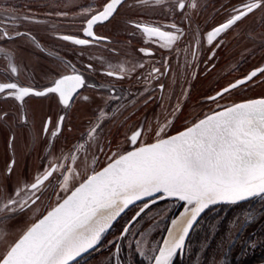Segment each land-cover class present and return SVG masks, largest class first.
Segmentation results:
<instances>
[{
  "label": "flooded vegetation",
  "instance_id": "af4514ba",
  "mask_svg": "<svg viewBox=\"0 0 264 264\" xmlns=\"http://www.w3.org/2000/svg\"><path fill=\"white\" fill-rule=\"evenodd\" d=\"M107 2L0 0V84L16 83L42 92L61 76L78 74L84 79L67 105L55 93L18 100L9 94L13 90L0 92V136L6 135L9 155L4 175H13L18 166L19 180L9 186L35 192L25 208L38 200L49 204L67 173L90 171L89 157H98L102 145L122 140L131 147L129 138L137 130L142 136L135 145L153 141L161 128L164 137L209 112L264 96V71H260L264 70V7L254 9L211 43L207 39L209 32L253 0H183V9L178 0H122L108 20L93 26L94 35L103 39L87 37L83 32L87 19ZM138 24L173 32L178 39L164 46ZM64 36L91 42L78 45ZM254 71L256 75L246 79ZM207 75L213 76L208 88L203 86ZM240 80L245 82L229 88ZM225 88L229 91L223 92ZM164 117L166 127L160 124ZM148 136L152 139L144 141ZM17 142H27L31 152L42 146V167L35 169L27 162L21 167ZM58 149L61 152L56 153ZM50 169L52 175L38 189H31L37 177ZM146 198L129 206L90 254L71 263L86 264L103 256L108 264H152L160 245L149 257L141 254L137 250L141 230L134 231L154 208L145 207L151 197ZM177 207L174 204L159 217L160 239ZM219 248L221 264H264V195L208 206L171 264H207Z\"/></svg>",
  "mask_w": 264,
  "mask_h": 264
},
{
  "label": "snow or ice",
  "instance_id": "6c2138e0",
  "mask_svg": "<svg viewBox=\"0 0 264 264\" xmlns=\"http://www.w3.org/2000/svg\"><path fill=\"white\" fill-rule=\"evenodd\" d=\"M121 2L108 0L101 11L87 19L84 34L96 40L103 39L94 35L93 26L108 20ZM156 2L160 3L161 0ZM192 6L195 7V4ZM178 7H185L183 0H178ZM242 7L244 10H236V15L208 33L209 43L254 9L264 7V0H253ZM136 27L142 28L150 39L159 38L164 46L178 39L175 33L162 31L159 27L139 24ZM63 39L74 40L78 45L91 42L72 36H64ZM12 71L16 69L13 67ZM255 75L254 71L246 79ZM244 82L237 81L229 88ZM83 84L81 75H65L54 80L52 86L42 92L18 87L16 83L0 84V92L13 90L9 94L18 100H23L29 94L43 96L55 93L67 105L72 94ZM229 88L223 89V92H228ZM219 95L221 93H217ZM210 99L214 100L215 97ZM163 131L161 128L156 133L158 138L155 142L140 144L112 159L101 171H94L87 176L70 195L58 202L43 218L27 227L0 254V264H71L77 256L100 241L102 233L129 204L156 193L178 197L192 206L186 209L189 216L184 225L177 229L178 234L169 229V237L154 257V264H171L193 221L209 205L221 200L235 203L248 197L264 195V98L222 107L176 135L161 137ZM141 136L142 132L137 130L129 139L135 145ZM51 175L52 172L48 171L42 177H37L31 189H38ZM69 179L68 176L64 177L63 187H67ZM25 203L20 202L21 210ZM14 204L17 201L9 199L4 208ZM172 223L175 226L178 221L173 220Z\"/></svg>",
  "mask_w": 264,
  "mask_h": 264
},
{
  "label": "rangeland",
  "instance_id": "374dc122",
  "mask_svg": "<svg viewBox=\"0 0 264 264\" xmlns=\"http://www.w3.org/2000/svg\"><path fill=\"white\" fill-rule=\"evenodd\" d=\"M220 76L224 73H220ZM212 75H207V79L205 83H203L204 87H209L211 84ZM257 93V92H255ZM197 96V95H196ZM195 102L197 100L195 99ZM155 119V118H154ZM152 119V121L154 120ZM160 117H157L155 121H159ZM151 121V120H150ZM166 119L164 117V120L160 124L162 126L166 127L165 123ZM156 124V123H155ZM184 125L180 124L178 128L182 127ZM4 136L6 137L5 133ZM3 138V147L0 145V209H3L0 211V236L3 238L0 239V254H3L7 247L13 243L16 238L24 231V229L29 226L37 217H39L43 212H45L49 207H51L54 203H56L67 191L76 183L81 181L83 178H85L89 173L97 170L99 167H101L105 162L112 159L116 155L120 154L124 150H126L129 146V144L122 140H116L114 141L113 146H104L102 145L101 148H105L104 153L103 149H101V154L96 157L90 155L89 157V168L90 171H74L67 173L65 176L70 177V179L67 182V187H63L65 181L64 177L62 179L61 184L58 186V188L55 189L52 195L51 202L49 204H44L42 201L38 200L35 204H32L31 206L25 208V204L23 209H20V202H27V200L32 196L35 192H28L27 188H20V187H11L9 186L10 182L14 181L13 175L8 174L7 176L4 175V167L6 164V161L8 159V153H7V147H6V138ZM152 137H157L155 136ZM152 137L148 136L147 139H144V141L151 140ZM20 151H21V167L24 166V162H27L29 167H34L35 169H39L42 167V163L39 160V155L41 156L43 147L36 145L34 152L27 151V142H23L20 144ZM101 145H99L100 147ZM61 152V149L56 150ZM36 153V155L34 154ZM33 154V155H32ZM32 155V156H31ZM57 156H52V158ZM22 169V168H20ZM34 170V169H33ZM4 177V178H3ZM18 193V194H17ZM154 196H150L151 199L148 201V206H153L154 208L150 211L149 215L147 216V219L141 223H138L137 227L134 228V231L136 232L137 229L141 230V236L137 245V250L140 253H143V255H149L152 254V251L160 245L165 237V234L163 235L162 239H160L159 229L161 224H159V220L161 218V215L164 214V216L167 214L166 211L171 210V208L174 207V204L178 205L177 211L173 214V217H170L167 222V228L166 232L172 222V220L181 212L182 209L185 207V203L177 198L173 197H167L163 196L162 193L160 194H153ZM12 199L17 201V204L11 205L10 208H4V205L8 203V200ZM147 199L142 198L137 202L143 201ZM135 202V203H137ZM134 203V204H135ZM133 205V204H132ZM213 205V204H212ZM11 209H15L14 211ZM219 210V209H218ZM42 212V213H41ZM41 213V214H40ZM40 214V215H39ZM165 221V220H164ZM159 224V225H158ZM163 224V223H162ZM141 225V226H140ZM165 226V224H164ZM134 232V233H135ZM103 234V233H102ZM188 243V242H187ZM179 249L181 251L184 248V245ZM84 252L82 255H80L76 260L72 261L78 262L77 260L81 259V256H85V254L88 252ZM151 251V252H150ZM222 252L224 249L221 250ZM87 254H90L89 252ZM175 257V256H174ZM174 257L171 260V263L174 259ZM221 260L223 261V258L221 257L220 248L219 250L214 254L212 258H209V262L207 264H221ZM71 263V264H73ZM86 264H108L106 261H103V256L90 259L86 262Z\"/></svg>",
  "mask_w": 264,
  "mask_h": 264
},
{
  "label": "water",
  "instance_id": "95a60500",
  "mask_svg": "<svg viewBox=\"0 0 264 264\" xmlns=\"http://www.w3.org/2000/svg\"><path fill=\"white\" fill-rule=\"evenodd\" d=\"M98 13V12H97ZM257 98H264V96H262V97H255V98H251V99H257ZM246 100H249V99H246ZM246 100H243V101H246ZM243 101H239V102H237V103H241V102H243ZM234 104H236V103H234ZM230 106V105H229ZM227 107V106H226ZM219 110H221V108L220 109H217V110H214V111H219ZM214 111H212V112H209V113H207L206 115H210V114H212ZM206 115H204L203 117H201L200 119H203ZM200 119H198V120H200ZM197 120V121H198ZM197 121H195V122H197ZM194 122V123H195ZM193 124V123H192ZM192 124H190V125H187V126H185L184 128H182V129H180V130H178V131H176V132H174V133H172V134H170V135H167V136H172V135H176L178 132H180V131H183L185 128H187V127H190ZM165 137V136H164ZM153 142H155V140H153V141H149V142H145V143H142V144H149V143H153ZM138 146H140V144L139 145H133L132 143H131V147L129 148V149H127V150H125V151H123V152H121L120 154H118V155H116L115 157H113L112 159H114V158H117L119 155H121V154H124L125 152H127V151H131V150H133L135 147H138ZM112 159H110V160H108L107 162H105L101 167H99L97 170H95L96 172H99V171H101L104 167H106L107 166V164L112 160ZM50 171H52V169H50ZM94 172V171H93ZM93 172H91V173H89L87 176H89V175H91ZM87 176L85 177V178H83L81 181H79L77 184H75L73 187H71L68 191H67V193H65L56 203H54L51 207H49L45 212H43L39 217H37L31 224H33V223H35V222H37L39 219H41V218H43V216L44 215H46L47 214V212L48 211H50L53 207H55L56 206V204L58 203V202H60L62 199H64V198H66L68 195H70L71 194V191L72 190H74V188L75 187H77V186H79V184L80 183H82L83 182V180L84 179H86L87 178ZM157 194V193H156ZM253 197H255V196H253ZM142 198H145V197H142ZM141 198V199H142ZM173 198H177V199H179L178 197H173ZM250 198H252V197H248V198H246V199H250ZM246 199H243V200H246ZM140 200V199H139ZM139 200H136V201H134L133 203H131V204H129L128 205V207L129 206H131L132 204H134L135 202H137V201H139ZM180 200V199H179ZM243 200H238V201H236V202H240V201H243ZM182 201V200H181ZM184 203H185V207H186V209H189V208H191L192 206L191 205H188L187 204V202L186 201H183ZM216 203H233V202H230V201H224V200H221V201H217ZM215 203V204H216ZM212 205V204H211ZM210 206V205H209ZM127 207V208H128ZM127 208H125L123 211H125ZM206 209V208H205ZM204 209V210H205ZM203 210V211H204ZM202 211V212H203ZM202 212L196 217V220L195 221H193V223H192V226L189 228V230H188V233H187V235L185 236V239H184V243H185V241H186V239H187V236H188V234H189V232H190V230H191V228L193 227V225L195 224V222L197 221V219L199 218V216L202 214ZM173 221V220H172ZM172 223V222H171ZM30 224V225H31ZM29 225V226H30ZM29 226H27V227H29ZM170 226H171V224H170ZM170 226H169V228H170ZM26 227V228H27ZM26 228L24 229V230H26ZM169 228H168V230H169ZM168 230H167V232H166V234H165V237H164V239H163V241H162V243H161V246H163V242H164V240L166 239V237H167V233H168ZM23 233V232H22ZM21 233V234H22ZM20 234V235H21ZM19 235V236H20ZM19 236H18V238H19ZM18 238H16V239H18ZM183 243V244H184ZM160 246V247H161ZM183 246V245H182ZM179 250V249H178ZM177 250V251H178ZM157 255H158V253H157ZM175 256V255H174ZM173 256V257H174ZM172 257V258H173ZM152 264H154V260H153V262H152Z\"/></svg>",
  "mask_w": 264,
  "mask_h": 264
},
{
  "label": "bare ground",
  "instance_id": "6f19581e",
  "mask_svg": "<svg viewBox=\"0 0 264 264\" xmlns=\"http://www.w3.org/2000/svg\"><path fill=\"white\" fill-rule=\"evenodd\" d=\"M0 145L3 147V139H2V136H0ZM20 145V143L19 142H17V146H19ZM17 169H18V166H17ZM17 169L15 170V172L13 173V178H14V180L15 181H18L19 180V175H18V172H17ZM4 178V177H3ZM124 211H122L112 222H111V224H110V226L112 225V223L123 213ZM184 214L183 216L181 215V214ZM188 216H189V213H187L186 212V207H184V209H182L181 210V212L173 219V220H177L178 221V223H177V225H173V223H171V226H170V228L169 229H172L173 230V232H174V234H178L177 233V229H179L180 227H182L183 225H184V223L186 222V220H187V218H188ZM109 226V227H110ZM108 227V228H109ZM107 230V229H106ZM105 230V231H106ZM169 237V230H168V233H167V237L166 238H168ZM92 249V248H91ZM88 250H90V249H88ZM86 252V251H85ZM84 253V252H83ZM83 253H81L80 255H82ZM79 255V256H80ZM79 256H77L74 260H76Z\"/></svg>",
  "mask_w": 264,
  "mask_h": 264
}]
</instances>
